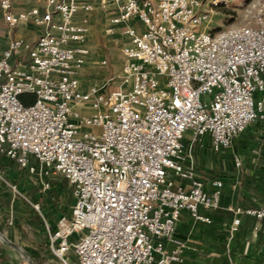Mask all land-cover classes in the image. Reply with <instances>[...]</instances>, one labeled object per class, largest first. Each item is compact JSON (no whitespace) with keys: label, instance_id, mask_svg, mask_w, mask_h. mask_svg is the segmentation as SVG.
<instances>
[{"label":"built area","instance_id":"1","mask_svg":"<svg viewBox=\"0 0 264 264\" xmlns=\"http://www.w3.org/2000/svg\"><path fill=\"white\" fill-rule=\"evenodd\" d=\"M230 1L99 0L115 11L107 33L122 35L125 62L119 76L85 90L94 4L44 0L16 13L14 0H0L9 32L41 30L34 42L10 39L0 58V160L43 193L57 176L71 186L70 215L46 223L65 264L72 251L77 264H186L191 247L176 236L183 212L213 224L202 211L220 209L224 182L207 188L192 148L209 136L220 153L264 121V0L248 3L251 25L212 28L214 9ZM230 211L231 237L242 217L264 233V203Z\"/></svg>","mask_w":264,"mask_h":264},{"label":"rangeland","instance_id":"2","mask_svg":"<svg viewBox=\"0 0 264 264\" xmlns=\"http://www.w3.org/2000/svg\"><path fill=\"white\" fill-rule=\"evenodd\" d=\"M43 1L17 0L18 7L16 6V8L17 10H22L23 5L28 8L40 6ZM81 1L92 2L95 7V11L90 16L91 35L88 46L91 50V55L80 76L83 88L87 90L95 85L106 84L111 78H116L121 74L125 62L121 52L124 41L119 33L112 35L107 33L111 19V16H108L110 10L103 11L99 0ZM249 2L250 0H232L228 5L215 8L211 21L212 28L221 30L232 26L243 27L251 25L253 19L246 12ZM83 15L82 13L81 17ZM40 34L41 30L25 24L11 32L6 31V27L3 30L0 29V53H2L10 39L21 37L34 42ZM104 59L108 60L107 66L100 64ZM118 84V79H115L109 84V89H115ZM93 131L99 133L101 130L95 128ZM186 141H190L189 136H187ZM12 172V178L8 177L7 174L0 175V189L3 194L5 193L3 200L10 205L8 208H0V227L2 228V233L6 236V240L3 238L2 241L0 240L1 263L65 264L60 258L55 256L47 242L48 237L44 219L49 223L51 220L50 215L55 217V219H59L70 214L73 205L71 186L66 180L61 179L58 184L53 185L55 190L52 197L49 195V191L46 193L41 192L35 180L27 177L25 173L15 169ZM7 183L15 186L18 192L10 188ZM50 197L57 200L59 203L57 207L53 205V200ZM37 206L38 210L35 208ZM67 263L75 264L73 251L70 253Z\"/></svg>","mask_w":264,"mask_h":264},{"label":"crops","instance_id":"3","mask_svg":"<svg viewBox=\"0 0 264 264\" xmlns=\"http://www.w3.org/2000/svg\"><path fill=\"white\" fill-rule=\"evenodd\" d=\"M16 6L18 7L17 0H14L16 13L33 8L23 5L22 10H17ZM114 14L115 11L111 8L108 16L112 17ZM4 26L8 31L0 17V29H5ZM188 142L190 143L185 140L186 146L189 147ZM192 152L197 175L207 188L210 189L211 182L216 179L222 180L224 187L220 209L215 212L202 211L212 218V225L196 222L187 211L181 216L176 236L188 241L191 247L187 252L186 264H264V233L255 229L257 222L254 218L242 217L239 231L232 237L229 232L234 219L230 208H251L264 201V121H257L251 125L234 140L228 150L215 152L210 137L206 136L194 144ZM237 161L242 163L240 168L236 166ZM0 168L4 175L7 174L11 178L13 169L22 172L6 159L0 160ZM3 195L5 193L3 194L0 189V199L4 202L3 205L0 204V208H8L10 205L3 200ZM21 209L23 210L22 207ZM50 216V222L45 219L44 222L54 228L62 217L55 219ZM1 229L0 227V240L2 241V238L6 240ZM0 264L6 263H1L0 260Z\"/></svg>","mask_w":264,"mask_h":264},{"label":"trees","instance_id":"4","mask_svg":"<svg viewBox=\"0 0 264 264\" xmlns=\"http://www.w3.org/2000/svg\"><path fill=\"white\" fill-rule=\"evenodd\" d=\"M8 29V28H7ZM22 100H23V102H24V104L25 105H29L30 103H31V99L29 98V97H26V96H23L22 97ZM16 166V165H15ZM18 169H19V167L18 166H16ZM23 173H25L26 174V172H24V171H22ZM0 173H2L3 174V170H2V168H0ZM4 175V174H3ZM27 176V175H26ZM61 179H64L63 177H61V176H57V177H55L54 179H52L51 180V182H52V189L49 191V195H51L52 197H53V192H54V190H55V186H53V185H56V184H58V182L61 180ZM65 180V179H64ZM32 196V195H31ZM51 198V197H50ZM52 200H53V205L55 206V207H57L58 206V202H57V200H55L54 198H51ZM3 201L0 199V204L1 205H3ZM73 203H74V198H73ZM262 203H264V201H262ZM72 208V207H71ZM61 211H62V209H61ZM71 213V212H70ZM70 215V214H69ZM68 215V216H69ZM65 217H67V216H65ZM75 255V254H74ZM76 258V257H75ZM75 263L77 264V262H76V259H75Z\"/></svg>","mask_w":264,"mask_h":264},{"label":"bare ground","instance_id":"5","mask_svg":"<svg viewBox=\"0 0 264 264\" xmlns=\"http://www.w3.org/2000/svg\"><path fill=\"white\" fill-rule=\"evenodd\" d=\"M3 240V239H2ZM6 242V241H5ZM13 247H15L14 245H12ZM17 250H19L17 247H15Z\"/></svg>","mask_w":264,"mask_h":264},{"label":"water","instance_id":"6","mask_svg":"<svg viewBox=\"0 0 264 264\" xmlns=\"http://www.w3.org/2000/svg\"><path fill=\"white\" fill-rule=\"evenodd\" d=\"M27 256V255H26ZM28 257V256H27Z\"/></svg>","mask_w":264,"mask_h":264}]
</instances>
